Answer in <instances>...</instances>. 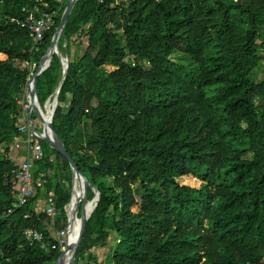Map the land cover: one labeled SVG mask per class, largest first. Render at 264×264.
Segmentation results:
<instances>
[{
    "label": "trees",
    "instance_id": "1",
    "mask_svg": "<svg viewBox=\"0 0 264 264\" xmlns=\"http://www.w3.org/2000/svg\"><path fill=\"white\" fill-rule=\"evenodd\" d=\"M35 1L0 0V264H52L61 246L31 245L24 231L37 228L54 244L44 222L68 225L71 169L44 141L36 176L47 183L4 213L14 203L7 144L24 120L17 98L30 74L20 64H39L70 0H44L56 25L37 45L11 21ZM82 36L89 44L70 60L53 118L101 193L75 264H264V0H78L60 52L71 58ZM62 72L55 54L38 83L42 106ZM188 177L201 184H184ZM50 196L54 221L36 211ZM111 233L100 262L93 249Z\"/></svg>",
    "mask_w": 264,
    "mask_h": 264
},
{
    "label": "built area",
    "instance_id": "2",
    "mask_svg": "<svg viewBox=\"0 0 264 264\" xmlns=\"http://www.w3.org/2000/svg\"><path fill=\"white\" fill-rule=\"evenodd\" d=\"M58 1L62 2V0ZM23 11L26 13L25 18H12L11 21L16 23L24 33L29 34L34 44L37 45L43 42L47 33L56 25L57 11L51 10L50 4L44 0H36L32 6L24 7ZM19 63L21 62H17V64ZM38 65L37 63L29 62L20 64L22 67H29L30 74L22 88L20 97L17 98V105L23 111L24 120L18 125L17 135L13 136L7 144L8 157L15 163L11 179V194L14 197V203L12 207L4 212L5 215H11L17 209L25 207L30 199L34 197L37 189L42 188L48 180L47 176L44 174L36 176V164L45 159L47 153L45 152L41 140L38 139L32 131L28 116V113H31L32 116L34 115L33 109L29 103V92L33 85V77ZM53 97L49 99L45 107L40 104L46 116H48L49 109H53L54 107ZM21 149H25V155L16 162L13 158V153ZM36 211L39 213L45 212L48 216L52 217L54 221L57 216V210L53 196L46 198L43 205L38 203ZM32 216L33 214L31 213L24 214L25 219H29ZM67 234V227L60 231L57 230L55 234L57 243L51 244L45 240L42 231L37 228H28L24 231L23 238L31 245L38 243L42 249L53 251L60 246L61 250L65 249Z\"/></svg>",
    "mask_w": 264,
    "mask_h": 264
},
{
    "label": "water",
    "instance_id": "3",
    "mask_svg": "<svg viewBox=\"0 0 264 264\" xmlns=\"http://www.w3.org/2000/svg\"><path fill=\"white\" fill-rule=\"evenodd\" d=\"M77 1L78 0H70L68 2L67 6L65 7L64 12H63L62 17H61L60 24L57 27V29H56L53 37H52L51 44L47 48V50L45 51L44 55L42 56V58L39 62V65H38L37 70L35 72V75L33 77V85H32L30 92H29V97H30L29 103L31 105V108L33 109L32 111L37 115V117L43 123V130L39 131L34 116H32L31 113H28L29 122H30V126H31L32 131L38 137V139L46 142L47 144L50 145L51 148L57 150L63 156V158L68 162L70 169H71L72 193H71V200L68 204L69 208H67V212H68L67 233L68 234L70 232V229L73 227V222L75 220L79 221V233H78L77 239L73 243H71L68 240V234H67V243H66L65 249L62 250V253L58 257V259L55 262H53L52 264H59L63 260L65 255L70 253V252H72L71 264H75L76 253L78 251V248L80 246L82 239L84 238L86 228H87V223H88L90 217L92 216L93 212L97 208L99 201L101 199L100 191L97 188H95L90 183V181L84 176V174L80 171V169L78 168V165L76 164V162L74 161L72 156L69 154L64 143L59 138V136L56 133L54 126H53V118H54V115H55V112H56V109L58 106V98H59L60 90H61V88L65 82L66 76L68 74L69 63H70L69 57L67 55L63 56L60 52L59 40H60L62 34L64 33V29H65L67 20H68L70 14L72 12V9L75 6ZM50 53H51L52 57L48 61V55ZM55 54L61 60L63 72H62L61 81L59 82V84H58V86L54 92L53 113L49 119H46V115L44 114V111L42 110V107L40 106V103H39L37 90H38L39 80H40L42 74L50 67ZM48 101H47V103H48ZM44 115H45V117H44ZM76 180H78L79 182H82V183L84 182L85 186L80 188V190H79L80 191L79 202L76 205V207L74 209H72ZM89 188L93 189V191L95 192V196L91 201L88 200ZM92 203L94 204V210L92 211V213L90 215H88L85 212V205L86 204H92ZM79 214H80V216H79Z\"/></svg>",
    "mask_w": 264,
    "mask_h": 264
},
{
    "label": "rangeland",
    "instance_id": "4",
    "mask_svg": "<svg viewBox=\"0 0 264 264\" xmlns=\"http://www.w3.org/2000/svg\"><path fill=\"white\" fill-rule=\"evenodd\" d=\"M78 39V38H77ZM81 43L80 46H77L79 42ZM78 41H76L75 43H72V46L71 48L69 49V54L71 56L70 60H73L77 57H80L82 56L85 51H86V48L89 44L88 42V37L86 36H82L78 39ZM63 52V53H62ZM61 52V54L63 56H66L65 54H67L66 50L64 49L63 51ZM58 57V56H57ZM0 59L3 60V57L0 56ZM255 74L256 75H261V71H260V68H258L256 71H255ZM43 107H45V103H43ZM34 118L36 120V124H37V127L39 129V131H42L43 130V123L41 122V120L37 117V115L34 113ZM49 145V144H48ZM50 146V145H49ZM67 175L70 176L71 175V171L70 170H67ZM183 183L184 184H187V185H191V186H199L201 184V182L194 178V177H188V178H185L183 180ZM132 203L133 204H136L137 202L139 203V198L135 197V198H132L131 199ZM66 208H69V206L67 205ZM51 224L52 223H49L47 222V220L44 222V227H51ZM115 234L114 233H111L110 235V238L108 240V244L105 245V246H102V247H98V248H95L93 249V252L99 257V261L100 262H104V260L106 259L107 257V254L111 248L112 245H114L115 243Z\"/></svg>",
    "mask_w": 264,
    "mask_h": 264
},
{
    "label": "bare ground",
    "instance_id": "5",
    "mask_svg": "<svg viewBox=\"0 0 264 264\" xmlns=\"http://www.w3.org/2000/svg\"><path fill=\"white\" fill-rule=\"evenodd\" d=\"M52 57L51 53L48 55V61L50 60V58ZM53 113V109H49L48 111V116H46V119H49L51 117ZM85 183L83 182H79L78 180H76L75 183V199L73 197L74 202L72 203V209H74L76 207V205L79 202V198H80V188L84 187ZM88 187V186H87ZM94 210V204H86L85 205V212L90 215L92 213V211ZM79 233V221L75 220L73 222V227L70 229V232L68 234V240L69 242L73 243L78 236ZM72 261V252L68 253L65 255V257L63 258V260L59 263V264H71Z\"/></svg>",
    "mask_w": 264,
    "mask_h": 264
},
{
    "label": "crops",
    "instance_id": "6",
    "mask_svg": "<svg viewBox=\"0 0 264 264\" xmlns=\"http://www.w3.org/2000/svg\"><path fill=\"white\" fill-rule=\"evenodd\" d=\"M67 53V52H66ZM65 55H67L68 57H69V55H68V53L67 54H65ZM69 59H70V57H69ZM50 99V98H49ZM48 99V100H49ZM47 100V101H48ZM47 101L45 102V104L47 103ZM23 121V120H22ZM25 155V149H21V150H19V151H15L14 153H13V158L16 160V162L19 160V159H21V158H23V156ZM42 205L45 203V199L44 200H41V202H40ZM47 228V227H46ZM48 229H50L52 232H53V235H54V237H55V234H56V231L57 230H55V228L54 227H48Z\"/></svg>",
    "mask_w": 264,
    "mask_h": 264
}]
</instances>
